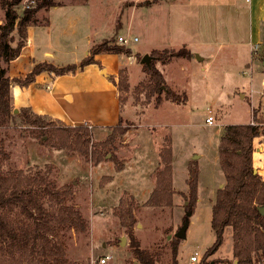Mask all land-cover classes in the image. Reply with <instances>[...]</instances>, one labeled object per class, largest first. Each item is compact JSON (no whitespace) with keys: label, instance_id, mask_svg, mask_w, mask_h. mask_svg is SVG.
Here are the masks:
<instances>
[{"label":"rangeland","instance_id":"obj_1","mask_svg":"<svg viewBox=\"0 0 264 264\" xmlns=\"http://www.w3.org/2000/svg\"><path fill=\"white\" fill-rule=\"evenodd\" d=\"M57 1L59 6L41 9L36 14L38 24L30 27L42 26L43 44L65 50L59 56L63 63L82 60L87 48L90 53V48L104 39L114 38L120 44V35L129 38L125 46L131 55L120 54L126 65L119 69L124 70L129 88L118 89L126 131L111 140L115 125L92 124L90 155L85 156L79 150L56 146L59 134L12 121L0 127V139L8 154L2 168L22 169L29 174L40 171L57 188L70 186L72 198L67 203L73 204L89 225L85 232L71 228L61 236L72 263L143 264L119 217L121 209L131 207L136 218L134 235L155 264H235L238 259L233 255L229 227L220 248L209 255L206 251L216 237L211 225L215 194L219 183L225 184L218 152L224 126L253 120L264 126V44H249V0ZM1 2L0 24L5 19ZM28 6H34V0H22L16 8L21 13ZM49 22L47 30L43 26ZM183 46L194 52L191 61L178 57L166 64L155 62L166 86L179 94L180 101L167 96L165 85L158 100V92L150 91V76L143 70L141 59L147 51L151 55L154 49ZM250 49L255 50V56ZM197 54L203 60H198ZM85 73L77 78L64 77L62 82L75 85L78 79L101 87L104 79L90 69ZM99 96L97 89L84 94L88 110L97 104ZM209 109L215 116L214 124L206 122ZM254 110L262 123L254 118ZM166 147L172 150L173 202L149 206L146 202L157 185V172L165 165L161 151ZM263 147L261 135L254 139L253 158L254 168L264 178ZM94 151L104 155L99 163H95ZM190 164L199 168L200 185L195 212L184 221ZM186 222L185 237H177ZM174 237L180 241L176 258ZM195 252L198 261L191 260ZM106 254L110 258L101 263ZM255 264H264V258Z\"/></svg>","mask_w":264,"mask_h":264},{"label":"trees","instance_id":"obj_2","mask_svg":"<svg viewBox=\"0 0 264 264\" xmlns=\"http://www.w3.org/2000/svg\"><path fill=\"white\" fill-rule=\"evenodd\" d=\"M21 1L1 2L5 9V19L0 24V127L18 120L23 125L41 129V132L51 131L59 134L60 141L55 143L56 146L79 150L83 155L89 156L92 131L88 125H68L58 118L36 113L30 106L15 110L10 86L12 83L25 87L35 82L36 77L43 72L59 76L74 74L77 70L71 63L57 65L41 61L34 64L24 77L9 75L10 62L21 54L27 43L29 26L38 24L36 14L41 9L49 10L60 5L57 0H34V6H28L19 13L16 7ZM90 53L131 55V49L123 43L114 42V38H108L94 44ZM178 57L192 58L193 53L186 46L176 50L154 49L150 63L143 65V70L150 76V91L153 94L158 92V100L161 99V86L166 84L164 74L155 62L166 64ZM92 62V58H85L80 64L85 66ZM119 77L120 79L111 76L110 80L117 89H128L124 70H120ZM166 88L170 99L180 101L179 94L167 86ZM256 114L254 110V118L262 123ZM112 127L113 132L109 136L111 140L117 133L123 134L126 131L122 127V117L119 123ZM44 135L42 134V137ZM261 135L264 136V126L260 123H234L224 126L218 152L225 174V184L217 189L212 206L211 225L216 237L206 255L215 253L220 248L225 231L229 227L232 231L233 255L238 259L237 264H255V261L264 258V213L260 211V207L264 206V178L254 172L253 158L254 139ZM2 143L0 139V264H76L67 258L61 236L71 228L85 232L89 225L81 212L73 204L67 203L72 198L70 186L61 190L46 173L40 171L29 174L22 169L4 170L2 161L8 154ZM93 154L95 163L102 161L103 154L97 151ZM161 158L165 165L157 172V185L146 202L149 206H169L173 202L170 147L162 149ZM112 159H115L114 155ZM189 174V194L185 210L188 214H193L198 199V166L190 164ZM132 212L131 207L119 212L121 223L130 235V244L143 264H155L151 253L140 248V243L134 235L136 218ZM188 214L185 215L184 221L189 218ZM179 242L177 237L172 239L174 258L179 251Z\"/></svg>","mask_w":264,"mask_h":264},{"label":"crops","instance_id":"obj_3","mask_svg":"<svg viewBox=\"0 0 264 264\" xmlns=\"http://www.w3.org/2000/svg\"><path fill=\"white\" fill-rule=\"evenodd\" d=\"M249 2V44L250 46L253 44L262 46L264 44V0H249ZM49 25L50 22L43 27H47V30H49ZM40 27L42 26L35 25L33 28L29 26L26 45L22 49L21 54L9 64L8 73L11 77H24L31 71L34 64L41 61H49L57 65L69 64L63 63L59 59V56L65 50H57L51 46V43L43 44V32ZM88 50L89 48L86 50L87 56L83 59L91 57L94 62L82 66L80 63L83 59H74L70 62L77 67L74 74L52 76L49 72H43L29 86L22 87L17 84H11L13 105L16 108L30 106L36 113L49 115L71 124L88 122L96 126L105 127L119 123L120 117H123V113L118 89L110 80V77L116 76L119 69L126 65V62L120 54H91L88 53ZM250 51L255 56V52L253 53L255 50L250 49ZM148 52L145 54H148ZM197 57L198 60H203V56L197 54ZM192 58L187 59L191 61ZM89 69L95 73L97 78L104 79L101 87H95L87 81L81 82L78 79L75 85H66L64 81L62 82V79L67 76L77 78L78 76L85 75V71ZM244 72H247V70H244ZM96 89L100 92L98 102L92 107L93 109L88 110L86 107L87 103L83 102L84 94L92 93ZM222 185V183H219L218 187Z\"/></svg>","mask_w":264,"mask_h":264},{"label":"built area","instance_id":"obj_4","mask_svg":"<svg viewBox=\"0 0 264 264\" xmlns=\"http://www.w3.org/2000/svg\"><path fill=\"white\" fill-rule=\"evenodd\" d=\"M118 39H119V42L123 43V44H126L129 41V38L127 36H123V35H120ZM134 40H137V37H134ZM261 109L264 112V102L262 103ZM206 122L208 124H214L215 123V116L213 115L212 109L208 110V116L206 117ZM85 124L88 125L89 127H92V124H90L88 122H85ZM252 124H258V123L254 122V120H253ZM109 258H110V255L103 256V257H101L100 262L106 263L107 259H109ZM191 260L192 261H198L199 260L198 252H195L194 254L191 255Z\"/></svg>","mask_w":264,"mask_h":264},{"label":"water","instance_id":"obj_5","mask_svg":"<svg viewBox=\"0 0 264 264\" xmlns=\"http://www.w3.org/2000/svg\"><path fill=\"white\" fill-rule=\"evenodd\" d=\"M151 61V55L150 54H145L142 59H141V62L144 64V63H147L149 64ZM263 64H264V61H263ZM17 111V109H15ZM254 172H257V169L255 168L254 169ZM260 211L262 213H264V206L260 207ZM188 215H191V213H189ZM187 221V220H186ZM187 225L188 223L186 222L182 227L181 229L176 233V236L179 237V238H183L185 237V232L187 230ZM122 241H126V238L125 237H122ZM237 260H235V264H237Z\"/></svg>","mask_w":264,"mask_h":264}]
</instances>
